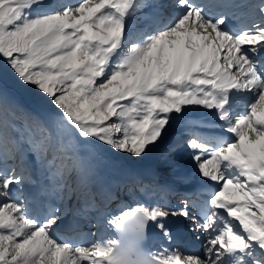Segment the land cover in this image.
Returning <instances> with one entry per match:
<instances>
[{"label": "snow or ice", "instance_id": "obj_1", "mask_svg": "<svg viewBox=\"0 0 264 264\" xmlns=\"http://www.w3.org/2000/svg\"><path fill=\"white\" fill-rule=\"evenodd\" d=\"M0 72L37 103L0 87V264H264V0H0ZM184 153L194 190L102 170ZM178 187L179 208L160 203ZM73 199L87 236L112 235L62 239Z\"/></svg>", "mask_w": 264, "mask_h": 264}, {"label": "rangeland", "instance_id": "obj_2", "mask_svg": "<svg viewBox=\"0 0 264 264\" xmlns=\"http://www.w3.org/2000/svg\"><path fill=\"white\" fill-rule=\"evenodd\" d=\"M0 87H3L8 92L9 95L15 98L18 102L24 104L26 107L35 108L37 106L35 96L29 90L21 86L10 72H6V73L0 72ZM191 117H193V119L211 120V117L209 115L202 112L193 113ZM180 138L181 140L183 139L181 135ZM106 158L109 161H111L109 162V168L113 173L111 177H115L119 175L120 171L122 170V162H127L129 160L135 162L131 158L122 159L111 154L108 155ZM136 164L142 166V168H144V170H146L149 174L151 175L154 174L155 178L159 182L171 183V184L178 183L176 177L177 174H179V167H181L182 170H187L191 167V163L188 159L187 153H184L183 155L177 157L175 161L176 164L175 171L170 170L167 165H164L156 155L149 156L144 161ZM181 196L182 195H179V192H174L172 195L168 197L166 201H160V203H163L165 206L169 208H174V209L179 208L181 206L180 204ZM74 200L75 199L69 201L66 205H60V207L63 210L68 209L73 205ZM190 226L188 227V231ZM88 233H89L88 231H84V230H81L79 232L81 236H86ZM192 235H193V237H191L192 239H194L195 241H200L194 238V234ZM96 240L98 239L92 237V241H96Z\"/></svg>", "mask_w": 264, "mask_h": 264}, {"label": "bare ground", "instance_id": "obj_3", "mask_svg": "<svg viewBox=\"0 0 264 264\" xmlns=\"http://www.w3.org/2000/svg\"><path fill=\"white\" fill-rule=\"evenodd\" d=\"M192 119H193V117H191ZM177 127H183L182 125H177ZM179 135V136H178ZM177 138H179V139H181L180 138V134L179 133H177V136L176 137H174V139H177ZM110 155V154H109ZM112 157V156H111ZM109 162H111V161H109L107 158L105 159V164L102 166V170L105 172V175L106 176H109V177H111V175L113 174L112 173V171L110 170V168H109ZM122 165H123V167L124 168H126L127 167V165H128V167L130 166V165H135L133 162H131V161H128V163H124V162H122ZM136 167V170H138V171H143V168H142V166H140V165H136L135 166ZM179 175H181V176H189L190 178H191V180H192V184L194 185L198 180H199V177L197 176V173H196V171H195V169H194V166L193 165H191V167L189 168V169H187V170H182V168L181 167H179ZM162 183V182H161ZM181 189H182V191H181ZM183 188L182 187H178L177 189H176V191L175 192H179V195H184V193H183ZM149 200V199H148ZM151 200H149V202H150ZM83 204H82V202H78V201H76V200H74V203H73V205L70 207V208H68V209H66V210H64L65 211V217L66 216H69V215H79V214H81L82 213V210H80L79 211V207H81ZM179 220H181L184 224H185V227H186V229L188 228V226L189 225H191L190 224V222L189 221H185V220H183V218H180ZM67 220H65V222H66ZM191 234H193V233H188V235H187V237H191ZM58 235L63 239V238H67V237H69V236H72V237H79V236H81V234H79V231H75V232H73L72 234H70V235H68V236H66V234H62L61 232L60 233H58ZM84 237V240H83V242H85V243H87V242H90V241H92V237L91 236H83ZM77 242H80L79 240L77 241ZM192 241H191V238L189 239V240H187L186 241V243L184 244V245H181V246H183V250H185V251H187V252H189V243H191ZM200 242H201V245H202V242H203V240L201 239L200 240ZM193 243V242H192ZM161 245H157V246H154L153 247V249H157V248H159ZM165 246H167V245H165Z\"/></svg>", "mask_w": 264, "mask_h": 264}]
</instances>
